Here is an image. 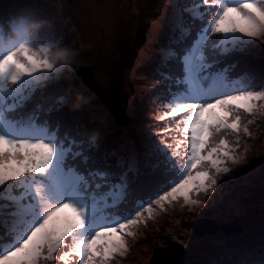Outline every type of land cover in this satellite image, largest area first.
<instances>
[{
  "label": "snow or ice",
  "instance_id": "snow-or-ice-1",
  "mask_svg": "<svg viewBox=\"0 0 264 264\" xmlns=\"http://www.w3.org/2000/svg\"><path fill=\"white\" fill-rule=\"evenodd\" d=\"M169 22L150 86L164 126L117 144L65 113L75 72L49 55L63 44L56 21L36 9L0 21V264H113L154 206L200 204L193 193L234 175L228 137L251 136L246 116L264 115V0H183ZM91 103L82 93L73 111ZM221 264H264V250Z\"/></svg>",
  "mask_w": 264,
  "mask_h": 264
},
{
  "label": "rangeland",
  "instance_id": "rangeland-1",
  "mask_svg": "<svg viewBox=\"0 0 264 264\" xmlns=\"http://www.w3.org/2000/svg\"><path fill=\"white\" fill-rule=\"evenodd\" d=\"M0 1L3 3L6 0ZM167 2V0H30L28 2L30 7L26 9L36 7L40 13L53 18L56 25L68 27L72 31L73 49L75 47L79 49L80 64L84 65L83 67H87L88 63L91 64L87 70L81 71L78 75L80 79H86V83L83 84L84 89L78 94L91 95L93 99L91 108L96 116L103 120V128L106 127L105 120L117 122V115L127 111L126 103L131 99L127 84L135 71L146 69L147 72L152 71L154 74L156 67H153L159 64L161 49L168 43L170 34L171 6ZM97 44H100L99 47ZM154 57H157V60L152 64ZM254 63H258L259 67L258 61ZM90 67L95 68L92 72L96 73L94 79L86 76ZM82 76L84 78H81ZM149 80L148 77H144L145 83ZM145 87L146 84L141 90L147 91ZM259 103L264 105V101ZM261 112H264V109H261ZM109 114L113 117H109ZM248 119L253 120V123L248 125L254 129L251 131V136L242 132L239 141L234 135L228 137L231 145L235 146L237 143L240 145L236 152L240 162L229 165L234 175L223 182L218 179L217 188L208 191L207 202L201 200L205 195L202 191L191 196L192 200H199L200 204L185 203L181 197L164 202L163 207L154 206L151 217H144L147 223L142 222L132 229L135 236L128 238L127 255L117 257L113 264H149L155 247L165 244L164 239L172 234L184 236L182 240L188 247L185 264H221L237 257L232 252L237 250L239 238L247 235L233 237L232 235L239 234L236 233L226 236L221 231L216 234L196 236L192 231L191 223L202 217H212L219 223L238 221L246 232L257 219L264 216V169L259 172L253 166L257 157L264 159L261 155L264 153V115L246 116L245 123ZM250 142H252L251 147ZM262 165L264 168V163ZM239 168L241 170H238ZM172 217L177 218L178 226L169 222L174 220ZM185 220L188 221L187 224H184ZM142 224L145 226L139 227ZM226 239L230 241L229 246H226L230 250L220 251L218 256L215 248H218V245L224 247ZM231 241L235 242L231 243ZM207 244L214 247V252L204 246ZM261 246L262 243L255 240L251 248L257 250ZM190 252L191 257H189ZM68 262H71V259ZM42 264L56 263L49 260L43 261Z\"/></svg>",
  "mask_w": 264,
  "mask_h": 264
},
{
  "label": "trees",
  "instance_id": "trees-1",
  "mask_svg": "<svg viewBox=\"0 0 264 264\" xmlns=\"http://www.w3.org/2000/svg\"><path fill=\"white\" fill-rule=\"evenodd\" d=\"M39 1H44V0H39ZM167 1H168L167 2L168 5H170V6H172L174 3L179 4V3L183 2V0H167ZM28 2H30V0H14V1L13 0H6L3 3L0 1V21H3L6 23L8 18L13 13H19L23 10H26L27 7L29 8L30 5L28 4ZM34 9H36V7H34ZM170 13H171V11H170ZM56 27H57L56 28V35L60 39H62V41H63L61 48L67 47V48H70L72 50L75 49L74 51H76L75 53H76V57H77V58L75 57V63H74V66L76 69H74V68L70 69L71 67L68 68L69 73L75 72V70H76L75 75L77 76V78H76V76H66L65 79L62 81L63 86L68 87L70 85L76 89V91L73 92L72 102L69 103L67 105V107L65 108V113L68 114L69 117L82 118L83 122L88 124L90 127H99L102 130V132L104 133V135H105V137L109 143H117V144L118 143L127 144L131 140V138H133L135 136L136 131L140 126L151 128L153 125H155V127L152 129L153 131H158L159 128L164 126L163 121L154 120L153 118L155 115L163 113L164 109H163V107H161V105H163L165 103V101L162 99H157L156 98L157 94L150 90V86L153 85L156 81H158L159 77L154 75L152 73V71L147 72L146 69L141 70V71L136 70L135 73L133 74V76L128 81L127 87L130 88V98L131 99L128 103H126L127 111L121 112L120 114L117 115V122H111L110 120H105L106 127L103 128L102 127L103 120L101 121L96 116L94 110L91 108V105L89 107H86L82 112H74L73 109H74V106L76 104V98L79 96L78 92L84 89V86H81V81L86 83V79L82 80L78 77V75H80L79 73L81 71L83 72V71L87 70L88 66H90L91 64L88 63L87 67H83L84 65L82 66L80 64L81 55H80L79 49L77 50L76 47L73 49V39H72L73 36H71L72 31L70 30V28L65 27V26L61 27V25H56ZM10 29H11V27L6 28V32H7L8 36H11L10 31H9ZM48 43H49V41L45 40V43L42 42L41 46H47ZM99 45L100 44H97V47H99ZM55 49L56 48H53V50H55ZM53 50H52V52H53ZM51 53L49 55H51ZM153 59L154 60H152V64L155 63V61L157 60V57H154ZM158 65H154L153 68H155V67L157 68ZM252 67H254L258 70V68H259L258 63H254L252 65ZM243 68H244L243 65H238L233 70L234 74L242 73ZM94 70H95V68L92 69L90 67L88 69V73L86 76H89L90 78H93V79L96 78L95 77L96 73H94V74L92 73ZM154 73H155V70H154ZM144 77H148L150 79L148 81V83H145ZM81 78H84V77L82 76ZM88 81H89V79H88ZM145 84H146V87L144 89H146L148 92L145 90H141L142 89L141 87L144 86ZM108 116L113 117V116H111V114H109ZM259 121H261V120H259ZM249 129H250V131L254 130L253 127H249ZM250 144H251L250 145V147H251L252 142H250ZM261 155L264 156V153ZM245 157H246V154H245ZM262 163H264V159L261 160V157H257L256 163H253L254 164L253 166L255 167V169H257L260 172L261 169H264ZM238 170H241V169L239 168ZM203 193L205 195L203 196V198L201 200H202V202H207L206 200H208L207 199L208 192L207 193L203 192ZM154 198L155 197H153V199ZM194 198H196V195L194 196ZM259 217L260 216H258V218ZM172 218L174 220H170L169 222L173 223L175 226H178L179 224L177 225V223H178V220H176L177 218L176 219L174 217H172ZM178 219H180V218H178ZM144 226L145 225L142 224L139 227H144ZM241 234H245L248 237L242 235L239 238L237 250L232 252V253H235L236 255H238L240 253H247L250 258L251 257H258L260 252L262 250H264V216L257 219L256 223L250 228L249 231L245 232V230L243 229V231L241 233L236 234V235H232V236L235 237V236H239ZM230 239H232V238H230ZM164 240H166V238ZM255 240L262 243V246L259 247L257 250H253L251 248V245L253 244V242ZM161 241H163V240H161ZM232 242H235V241H231V243ZM228 243H230V241L227 240L224 247L218 245V248H215V253L218 256H220V251H222V252L225 251L227 249L226 246H229ZM241 244H242V246H241ZM204 246L207 247V249L209 248L210 250H212L214 252V247H212L211 245L207 244ZM229 250L230 249H227V251H229ZM189 257H191V252L189 254ZM209 260H214V259L209 258ZM52 262H55L56 264H73L72 261L71 262H68V261L67 262H61L58 259L55 261H52Z\"/></svg>",
  "mask_w": 264,
  "mask_h": 264
},
{
  "label": "water",
  "instance_id": "water-1",
  "mask_svg": "<svg viewBox=\"0 0 264 264\" xmlns=\"http://www.w3.org/2000/svg\"><path fill=\"white\" fill-rule=\"evenodd\" d=\"M188 221L185 220L184 224ZM191 228L196 236H204L206 234H216L224 232L226 236L241 233L243 225L238 221L230 223H219L212 217H202L191 223ZM183 235L176 236L174 234L166 238L165 244H159L155 247L151 261L149 264H185L188 247L183 242Z\"/></svg>",
  "mask_w": 264,
  "mask_h": 264
},
{
  "label": "clouds",
  "instance_id": "clouds-1",
  "mask_svg": "<svg viewBox=\"0 0 264 264\" xmlns=\"http://www.w3.org/2000/svg\"><path fill=\"white\" fill-rule=\"evenodd\" d=\"M9 31H10V35L13 38H15V35H16L15 31L13 29H10ZM61 53L65 55H63L62 59H60L59 62L65 63L67 66L71 67V65H73L75 62L76 53L70 48L62 47V48L53 50L50 57L57 58L58 55Z\"/></svg>",
  "mask_w": 264,
  "mask_h": 264
}]
</instances>
